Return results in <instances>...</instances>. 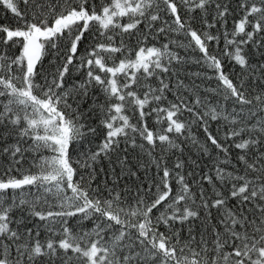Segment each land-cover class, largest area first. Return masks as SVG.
I'll return each instance as SVG.
<instances>
[{"label":"snow or ice","instance_id":"snow-or-ice-1","mask_svg":"<svg viewBox=\"0 0 264 264\" xmlns=\"http://www.w3.org/2000/svg\"><path fill=\"white\" fill-rule=\"evenodd\" d=\"M0 13V264H264V0Z\"/></svg>","mask_w":264,"mask_h":264},{"label":"trees","instance_id":"trees-1","mask_svg":"<svg viewBox=\"0 0 264 264\" xmlns=\"http://www.w3.org/2000/svg\"><path fill=\"white\" fill-rule=\"evenodd\" d=\"M0 15H2V13H0Z\"/></svg>","mask_w":264,"mask_h":264}]
</instances>
